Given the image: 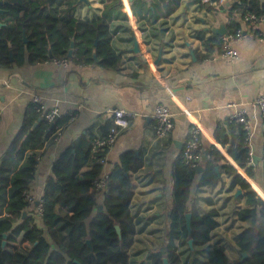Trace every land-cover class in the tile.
<instances>
[{"label":"crops","instance_id":"0c3cea01","mask_svg":"<svg viewBox=\"0 0 264 264\" xmlns=\"http://www.w3.org/2000/svg\"><path fill=\"white\" fill-rule=\"evenodd\" d=\"M78 1L73 17L85 21L98 19L106 2ZM121 1L127 18L110 22L111 46L121 59L118 71L72 61L67 65L25 61L19 66L0 68V162L34 95L41 97L44 111L57 107V119L64 121L61 134L52 145L26 154L27 157L34 153L37 159L29 185L36 198L42 196L52 164L61 152L81 136L90 141L102 136L105 126L112 122L114 108L130 112L128 126L109 147L102 171L111 170L123 152L132 151L142 157L141 168L131 175L133 194L129 209L137 224L128 263L150 264L148 250L163 243L168 228L171 166L182 150L188 130L195 126L200 131L201 164L197 166L199 171L196 168L198 176L190 197L198 198L199 215L216 212L218 226L212 231L210 242L223 244L229 259L235 260L239 255V235L249 222L237 218L238 210L246 207L245 195L238 186L228 189L232 176L223 165L235 168L264 200V117L256 105V99L264 93V34L260 38L245 28L240 13L230 9L236 0L216 4L179 0L167 16L162 0ZM134 1L138 4L133 3L132 7ZM0 10V23L6 26L4 10ZM231 18L245 28L242 38L234 44L238 54L235 60L221 56V39L215 32L221 26L230 31ZM157 105L168 107L173 119V127L164 137L154 133L153 112ZM238 110L245 112L251 130L247 146L252 177L228 152V143L238 133V125L243 128L233 117ZM212 147L221 155L214 165L216 182L197 187L199 174L211 160ZM252 156L258 157L255 163ZM90 165L81 171L89 170ZM238 189L241 192L236 195Z\"/></svg>","mask_w":264,"mask_h":264},{"label":"trees","instance_id":"16d2710c","mask_svg":"<svg viewBox=\"0 0 264 264\" xmlns=\"http://www.w3.org/2000/svg\"><path fill=\"white\" fill-rule=\"evenodd\" d=\"M77 1L0 0V9L4 10L2 16L6 17V26L0 27V68H8L12 64L19 66L25 61L35 64L70 60L76 64H97L118 71L121 59L111 46L110 22L127 18L122 1L106 0L101 16L93 21L73 17ZM162 1L164 16L171 14L179 3V0ZM137 2H132V7ZM133 9L135 11V6ZM230 9L240 15L252 13L264 17V0H236ZM230 23L232 27L228 32L239 28L234 18ZM23 32L26 42H23ZM71 43L72 56L69 57ZM220 45L222 48V43ZM93 52L98 63L92 57ZM36 121L37 126L31 130ZM63 123L62 119H57L55 126L50 127L43 115L30 104L20 129L1 158L0 264H129L128 251L133 244L137 224L129 209L133 194L131 175L142 166L140 155L132 151L123 152L111 170L104 171L108 172V180L105 190L99 191L95 183L105 164L98 159L105 157L108 149L106 152H93L92 141L81 136L53 162L51 176L41 196L42 214L38 215L35 206L25 200L24 193L30 191L37 164L34 153L27 157L26 154L52 145L55 132L57 128L62 129ZM110 125L105 126L104 134ZM237 129L238 133L228 143V152L252 177L245 131L241 124ZM210 155L211 160L205 163L199 174L197 187L216 182L214 165L221 155L213 147ZM89 163V170L81 171ZM200 164L199 160L198 166ZM171 167L173 186L168 228L163 243L150 251V264H163V258L168 264H185L181 263V254L184 253L181 249L184 247L186 252L202 249L204 259L200 264H264V200L237 170L231 165H223L232 176L228 189L238 186L245 195L246 207L238 210L237 218L248 221L249 225L239 235L238 258L230 260L223 244L210 242L211 233L218 226L214 219L216 212L204 217L199 215L196 209L198 198L190 197L198 176L197 167L192 168L184 162L182 150ZM262 172L264 177V151ZM98 205H102L99 211ZM187 212L191 213L190 230L185 221ZM116 225L120 236L115 230ZM189 239H192L191 248L187 242ZM86 240H89V245ZM242 252L247 256L241 259Z\"/></svg>","mask_w":264,"mask_h":264},{"label":"built area","instance_id":"2783aa9c","mask_svg":"<svg viewBox=\"0 0 264 264\" xmlns=\"http://www.w3.org/2000/svg\"><path fill=\"white\" fill-rule=\"evenodd\" d=\"M203 4H216V2L223 3L224 0H201ZM241 19L244 22L245 28L251 29V32L254 33L255 36H262L264 34V17H258L252 13L241 14ZM245 28H238L233 32H226L223 36H220L222 49L221 56L228 60H235L238 58L237 51L234 48V44L239 41L243 34ZM260 28L261 31L257 32L256 30ZM256 31V32H255ZM261 38V37H260ZM259 38V39H260ZM53 62L67 65L70 60H53ZM31 104L35 108L36 112L43 115L45 121L49 124H53L55 126L57 117L60 116L59 109L57 107H53L47 111H44L42 105V99L40 96L34 95L31 100ZM256 105L260 114L264 117V93L260 95L256 99ZM113 119L110 127L108 128L106 134L94 139L92 141V150L93 152L97 151H107L109 147L115 142L119 133L128 126V118L132 115L130 112L126 111L123 108H114L112 110ZM239 122L243 124V129L245 131V139L247 143L251 138V130L249 127V122L245 117V112L243 110H238L233 115ZM73 119V117L71 116ZM154 119V133L158 137L166 136L173 127V119L171 112L168 107L164 105H157L154 108L153 112ZM0 122H1V111H0ZM60 128H57L54 136V140L56 141L60 134ZM199 149H200V131L197 127L191 126L188 130L186 139L184 141V145L182 147V158L184 162L195 168L198 166L199 162ZM106 157V156H105ZM105 157L99 158L100 163L105 164ZM251 163V160L249 161ZM108 180V172H102L100 177L95 183L96 189L99 191H104L106 188V183ZM25 200L28 204L34 205L36 213L38 215L42 214V201L41 197L36 198L30 191H26L24 193Z\"/></svg>","mask_w":264,"mask_h":264},{"label":"water","instance_id":"95a60500","mask_svg":"<svg viewBox=\"0 0 264 264\" xmlns=\"http://www.w3.org/2000/svg\"><path fill=\"white\" fill-rule=\"evenodd\" d=\"M81 1H85V0H79L78 2H81ZM0 12H1V10H0ZM2 26H4V24H3V23H0V27H2ZM215 32H216L219 36H223V35L226 33V29H225L223 26H221L219 29H216ZM26 40H27V38H26V36H25V34H24V32H23V42H26ZM72 45H73V43H71V46H70L71 48H70L69 51H68V56H69V57L72 56ZM134 47L136 48V43L134 44ZM49 57H50V58L52 57V55H51L50 52H49ZM92 57H93V59H94V61H95L96 63L99 62V60H98L97 57H96L95 52H93ZM159 58H160V55L157 57L156 60H158ZM9 59H10L11 61L13 60L11 54L9 55ZM36 125H37V122H35V123L32 125L31 130H32ZM52 126H53V124H50V127H52ZM257 159H258V157H257ZM257 159H256V156H252V162H253V163H255V162L257 161ZM197 171H199V168H197ZM240 192H241V191L238 189L237 192H236V195L240 194ZM101 209H102V205H98V206H97V210L99 211V210H101ZM190 218H191V213H190V212H187V213L185 214V221H186V225H187L188 230H190ZM115 230H116L118 236H120V229H119V226L116 225V226H115ZM3 236L5 237L6 235H3ZM187 242H188L189 247L191 248V247H192V239H189ZM86 243L89 245V244H90L89 240H86ZM4 244H5V241L2 242V246H4ZM246 256H247V253H246V252H242V253H241V259L244 258V257H246ZM163 264H168L166 258H163Z\"/></svg>","mask_w":264,"mask_h":264},{"label":"rangeland","instance_id":"374dc122","mask_svg":"<svg viewBox=\"0 0 264 264\" xmlns=\"http://www.w3.org/2000/svg\"><path fill=\"white\" fill-rule=\"evenodd\" d=\"M181 252H184L183 254H181V263L185 262V264H200L201 262H203L204 254L202 252V249H193L192 251L186 252V248L184 247L181 249ZM228 252L231 254L234 253L232 249H228ZM149 255L150 250H148V256Z\"/></svg>","mask_w":264,"mask_h":264}]
</instances>
